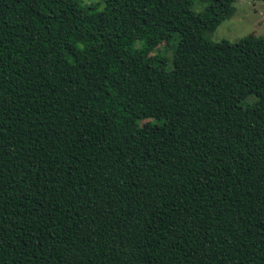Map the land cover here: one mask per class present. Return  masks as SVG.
Segmentation results:
<instances>
[{
    "label": "trees",
    "instance_id": "1",
    "mask_svg": "<svg viewBox=\"0 0 264 264\" xmlns=\"http://www.w3.org/2000/svg\"><path fill=\"white\" fill-rule=\"evenodd\" d=\"M234 2L0 0V264H264V38L208 39Z\"/></svg>",
    "mask_w": 264,
    "mask_h": 264
},
{
    "label": "rangeland",
    "instance_id": "2",
    "mask_svg": "<svg viewBox=\"0 0 264 264\" xmlns=\"http://www.w3.org/2000/svg\"><path fill=\"white\" fill-rule=\"evenodd\" d=\"M104 0H81L82 4L102 3ZM201 5L196 3L195 10L201 9ZM234 13L232 16L224 20L218 28L208 34V39L212 42L228 41L237 42L240 39L254 35L264 38V2L256 0H235L233 3ZM177 38H173L169 46L161 45L155 52L166 59V70L173 68L172 56L176 46ZM140 43L136 44L139 47Z\"/></svg>",
    "mask_w": 264,
    "mask_h": 264
}]
</instances>
